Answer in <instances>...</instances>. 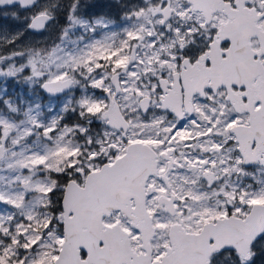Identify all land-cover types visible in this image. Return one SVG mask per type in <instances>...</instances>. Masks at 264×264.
<instances>
[{"label": "snow or ice", "instance_id": "1", "mask_svg": "<svg viewBox=\"0 0 264 264\" xmlns=\"http://www.w3.org/2000/svg\"><path fill=\"white\" fill-rule=\"evenodd\" d=\"M0 264H264V0H0Z\"/></svg>", "mask_w": 264, "mask_h": 264}]
</instances>
